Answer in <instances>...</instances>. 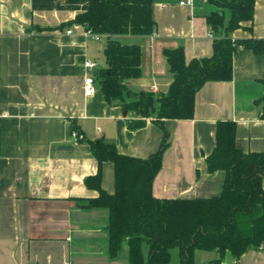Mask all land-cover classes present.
I'll return each mask as SVG.
<instances>
[{"label":"crops","instance_id":"0c3cea01","mask_svg":"<svg viewBox=\"0 0 264 264\" xmlns=\"http://www.w3.org/2000/svg\"><path fill=\"white\" fill-rule=\"evenodd\" d=\"M180 1L155 0L152 36L118 38L143 49L142 76L127 81L132 91H168L173 75L165 48L184 47L187 62L213 55L214 40L223 35L219 29L209 37L207 16L215 8L206 0L191 6ZM87 9V0H0V264H131L127 243L116 258L110 256L109 210L86 207L99 196L85 183L99 168L90 142L104 139L123 155L148 159L164 131L152 118L131 129L129 123L140 117L128 111L124 116L97 83L95 95H85L83 63L106 66L95 58L104 38L87 36L78 24L60 27ZM34 26L53 29L38 32ZM232 38L264 39V0L256 2L252 29H238ZM233 68L232 81L209 82L199 91L193 119L165 121L170 146L153 182L156 198L221 195L225 172L210 173L206 163L218 121L237 124V146L244 153H264V55L241 49ZM102 169V188L112 194L114 164ZM218 259L217 252L195 254L196 264ZM169 264H180L179 249L171 250ZM221 264H264V248L237 261L227 254Z\"/></svg>","mask_w":264,"mask_h":264},{"label":"trees","instance_id":"16d2710c","mask_svg":"<svg viewBox=\"0 0 264 264\" xmlns=\"http://www.w3.org/2000/svg\"><path fill=\"white\" fill-rule=\"evenodd\" d=\"M206 1L215 8L207 21L223 35L214 40L213 55L208 58L187 62L184 47L165 48L163 55L173 82L161 94L134 92L128 87L127 81L142 76L143 49L140 44L118 39L148 37L156 32L155 0H87L88 9L60 27L78 24L103 36L106 66L96 70L95 81L105 100L140 117L129 123L131 129L143 127L152 118L164 131L158 150L148 159L123 155L104 139L90 142L99 168L85 183L99 196L89 200L86 207L109 210L112 258L118 256L124 243L129 245L131 264H169L173 249H179L180 264H196L197 251L217 252L219 259L214 264H221L227 254L237 261L249 250L264 248V153H244L238 148L237 124L233 121L217 122L216 145L206 159L210 173L225 172L221 195L159 199L153 194V182L170 146L165 121L193 119L196 96L207 83L232 81L238 51L264 55V39L232 38L238 29H252L257 0ZM34 29L42 32L53 28ZM259 102L264 103V95ZM77 129L72 122V132ZM107 162L115 167L112 194L102 188V168Z\"/></svg>","mask_w":264,"mask_h":264},{"label":"built area","instance_id":"2783aa9c","mask_svg":"<svg viewBox=\"0 0 264 264\" xmlns=\"http://www.w3.org/2000/svg\"><path fill=\"white\" fill-rule=\"evenodd\" d=\"M181 6L188 5L191 6L193 4V0H182L179 3ZM87 36L93 37L95 40L99 41L102 38H104L101 35L98 34H93L90 31H86ZM67 34H72L71 30L67 31ZM209 37H214L213 31L209 32ZM83 68L86 72V77H85V86H84V93L87 97H91L95 95L96 93V81H95V72L97 70V64L91 60H86L83 63ZM73 137L78 140H82L83 136L79 135L77 133H73Z\"/></svg>","mask_w":264,"mask_h":264},{"label":"rangeland","instance_id":"374dc122","mask_svg":"<svg viewBox=\"0 0 264 264\" xmlns=\"http://www.w3.org/2000/svg\"><path fill=\"white\" fill-rule=\"evenodd\" d=\"M221 33V32H220ZM103 43L105 44V39H104V41H103ZM104 49L102 50H99V51H97L96 52V59H97V61H98V63L102 66V63H103V60H104Z\"/></svg>","mask_w":264,"mask_h":264},{"label":"water","instance_id":"95a60500","mask_svg":"<svg viewBox=\"0 0 264 264\" xmlns=\"http://www.w3.org/2000/svg\"><path fill=\"white\" fill-rule=\"evenodd\" d=\"M212 31H214V33L217 34L218 33V28L214 27V28H212ZM126 115H127V111L124 112V116H126Z\"/></svg>","mask_w":264,"mask_h":264}]
</instances>
